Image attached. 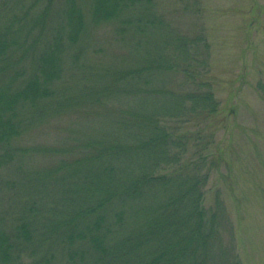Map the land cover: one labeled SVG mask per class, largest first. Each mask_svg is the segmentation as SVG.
Returning <instances> with one entry per match:
<instances>
[{
    "label": "trees",
    "instance_id": "obj_1",
    "mask_svg": "<svg viewBox=\"0 0 264 264\" xmlns=\"http://www.w3.org/2000/svg\"><path fill=\"white\" fill-rule=\"evenodd\" d=\"M169 25L154 0H0V264H242L178 129L219 110L209 47Z\"/></svg>",
    "mask_w": 264,
    "mask_h": 264
},
{
    "label": "rangeland",
    "instance_id": "obj_2",
    "mask_svg": "<svg viewBox=\"0 0 264 264\" xmlns=\"http://www.w3.org/2000/svg\"><path fill=\"white\" fill-rule=\"evenodd\" d=\"M154 2L172 24L169 28L193 39L203 36L209 47L208 79L219 110L206 120L179 124L178 129L194 136L188 156L205 161V207L224 205L229 222L225 246L242 264H264V0ZM113 52H98L96 59L114 61L109 55ZM171 78L180 82L179 76ZM68 122H53L35 139L53 142Z\"/></svg>",
    "mask_w": 264,
    "mask_h": 264
}]
</instances>
